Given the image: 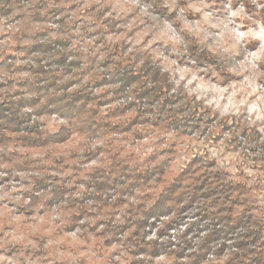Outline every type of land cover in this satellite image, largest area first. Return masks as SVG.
Instances as JSON below:
<instances>
[{"label":"clouds","instance_id":"9594fccd","mask_svg":"<svg viewBox=\"0 0 264 264\" xmlns=\"http://www.w3.org/2000/svg\"><path fill=\"white\" fill-rule=\"evenodd\" d=\"M0 264H264V0H0Z\"/></svg>","mask_w":264,"mask_h":264},{"label":"trees","instance_id":"16d2710c","mask_svg":"<svg viewBox=\"0 0 264 264\" xmlns=\"http://www.w3.org/2000/svg\"><path fill=\"white\" fill-rule=\"evenodd\" d=\"M127 111H117L113 114L112 118L117 119V120H120V119L129 120L132 123L136 124L137 127H140L138 126L140 125V123H137V121L135 120V116H136L135 109L131 107V108H128Z\"/></svg>","mask_w":264,"mask_h":264},{"label":"rangeland","instance_id":"374dc122","mask_svg":"<svg viewBox=\"0 0 264 264\" xmlns=\"http://www.w3.org/2000/svg\"><path fill=\"white\" fill-rule=\"evenodd\" d=\"M111 81H105V83L103 84V85H101V87H107V86H110L111 85ZM105 107H107V105H104ZM129 108H131V107H129ZM128 112V111H127ZM120 113V112H119ZM138 126H140V127H142L143 125L142 124H140V125H138ZM145 139H148L150 142H151V138H148V137H145ZM175 147H176V150L177 151H179L180 150V145H175ZM168 155H171V153H168Z\"/></svg>","mask_w":264,"mask_h":264}]
</instances>
